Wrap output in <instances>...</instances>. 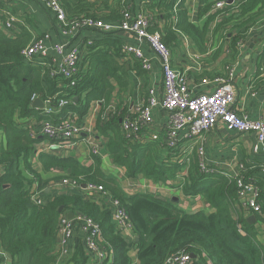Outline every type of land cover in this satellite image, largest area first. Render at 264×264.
Here are the masks:
<instances>
[{
	"label": "trees",
	"instance_id": "16d2710c",
	"mask_svg": "<svg viewBox=\"0 0 264 264\" xmlns=\"http://www.w3.org/2000/svg\"><path fill=\"white\" fill-rule=\"evenodd\" d=\"M60 1L69 19L92 17L120 22L131 10L127 0ZM186 1L145 0L142 4V11L151 17L149 31H158L171 51L181 36H187L201 52H207L211 40L223 33L237 52L250 30L264 18V0H225L229 3L220 9L214 5L222 0H200L199 18H206L204 25H200L190 20ZM161 21L165 23L163 28ZM102 33L101 39L87 42L81 70L76 83L71 85L70 79L53 76L46 67L26 61L22 52L33 40L31 32L25 30L13 37L0 27V130L5 137L0 149V264H54L59 219L68 212L90 217L99 225L101 243L109 254L106 262L133 264L130 241L119 230L105 201L85 199L84 188L47 194L42 203L32 198L48 186L42 172L54 171L61 173L58 180L69 178L81 186L103 185L122 201L138 237L132 243L138 249L136 264H165L167 257L179 250L195 254L193 264H200V260L206 263L208 259L212 264H264V245L258 239L256 224L248 221L246 210L237 208V177L203 172L196 154L185 156L183 149L169 148L165 139L146 143L128 140L122 128V121L129 114L128 106L121 109L119 105L106 113L115 90H133L132 71L142 75L144 68L136 57L135 66L130 64L128 68L122 61L126 54L122 52L121 39L114 32ZM258 64L264 65V51ZM34 96L52 103L61 98L73 102L47 113L33 107ZM95 101L103 104L97 116V133L106 139L107 152L116 164L126 168L129 178L142 175L156 183H166L187 171L180 187L188 195L203 196L213 211L187 212L168 198L143 192L129 194L102 170L96 155L94 162L86 165L74 156L38 151V145L47 137L35 131L30 119L60 122L69 114H76L81 122ZM22 119L28 121L21 122ZM35 158L42 172L35 167ZM242 166L240 176L259 188L263 212L256 216L264 222V182L260 175L264 161L244 160ZM70 262H89L83 245Z\"/></svg>",
	"mask_w": 264,
	"mask_h": 264
},
{
	"label": "crops",
	"instance_id": "0c3cea01",
	"mask_svg": "<svg viewBox=\"0 0 264 264\" xmlns=\"http://www.w3.org/2000/svg\"><path fill=\"white\" fill-rule=\"evenodd\" d=\"M127 1L135 11H142V4L145 0ZM186 6L189 11L190 20L194 23L204 25L206 18H199L200 0H187ZM4 12H10L17 17V22L14 23L12 29L8 31L3 29L9 36L14 37L27 30L33 34V40L44 37L50 46L60 41L67 42L68 44L94 42L103 37V33L95 29H83L75 36L64 35L54 13L40 0H5L2 8H0V16H5ZM4 20L6 21V16L4 18L0 17V25ZM160 26L162 28L165 26L164 21L160 22ZM114 36L119 37L122 43L140 46L146 56L152 61V68L149 71L144 70L142 75H138L136 71H132L135 83L134 89L125 91L115 90L111 103L108 106L109 108L107 107L109 111V109L114 110L119 108V105H121V109L128 106L127 109L129 110V114H131L134 113L138 105L148 101L149 90L152 88L157 91L158 98H162V65L146 40H140L130 32L124 30L116 31ZM209 45V50L203 53L191 38L181 36L177 46L172 51L173 66L186 73L191 90L194 93L211 91L220 84V81L216 82L214 81L215 79L229 80L235 87L236 101L234 108L238 114L248 115L253 119L264 116V65L259 66L258 64L259 56L264 51V18L250 30L248 36L239 44L237 52H234L230 47V39H225L223 33L217 34ZM136 58L135 56H126L122 61L126 62L128 68H130V64L135 66ZM203 78H208L212 82L203 84ZM252 84H255V86L253 87ZM44 102L45 107L42 110L46 112V109L51 106V102ZM102 107L103 104L100 101L92 103L90 112L81 121L89 130V132H84L82 137H78L72 141L62 142V147L60 148L50 149V139L46 136L47 138L38 145V151L51 152L62 156H74L82 163L90 165L94 162L95 158V154L91 151V142L94 139L95 142L100 144V151L96 156L101 160L102 170L108 176L116 179L129 194L143 192L154 194L164 199L168 198L176 206L183 208L187 212H197L200 210L213 211L203 196L188 195L180 187L187 171L180 173L176 178L166 183H156L142 175L136 179L129 178L126 168L116 164L113 157L107 152L105 147L106 139L97 133V116L102 110ZM153 116L154 123L152 130L158 133L160 138L166 139L165 129L169 117L168 112L161 105H158L153 109ZM20 121L26 122L28 119H22ZM29 121L32 122L30 125L33 126L35 131H41L40 126L42 121L38 122L36 119H30ZM254 135V133H240L230 130L223 121H219L216 127L205 136L208 165L212 169V171L206 173H223L238 178L243 170L242 162L244 160L253 162L264 161V153L255 151L257 141ZM4 139L3 132L0 130V149L5 142ZM190 144L191 142L189 141L182 142L181 149H183V155L193 154L189 150L191 147ZM35 167L39 172H42L37 158H35ZM25 174L33 178L29 172ZM60 174L59 171L42 172L43 179L48 180L49 183L45 190H38L40 196L44 198L47 194L54 195L64 191H72L61 180L56 179ZM260 175L263 178L262 172ZM83 192L87 200L105 201L104 197L102 198V195L98 192H91L88 189H84ZM245 203L246 198H240V202L237 203V208L239 211L246 210L245 214L249 217L252 215V210L247 208ZM252 224H256L259 231L258 239L264 245V222L256 220ZM123 234L130 241V246H132L130 256L133 264H136L139 262L138 249L132 243L137 236L131 230ZM58 244L59 242L55 246L56 250ZM81 245L86 249L85 234L77 228L67 246L69 253L62 256L60 264H73L70 262V258ZM195 259L193 258V260ZM199 263L212 264L209 259L206 263L202 260Z\"/></svg>",
	"mask_w": 264,
	"mask_h": 264
},
{
	"label": "built area",
	"instance_id": "2783aa9c",
	"mask_svg": "<svg viewBox=\"0 0 264 264\" xmlns=\"http://www.w3.org/2000/svg\"><path fill=\"white\" fill-rule=\"evenodd\" d=\"M0 0V8L3 2ZM55 15L59 22L62 33L66 36H75L83 29H95L100 32H116L124 30L130 32L140 40H146L155 54L159 58L163 72V94L158 98L155 89L149 90V99L135 108L134 113L127 115L122 121V128L128 140L140 143L159 140L160 135L152 130L154 123L153 109L161 105L168 112L166 125L165 143L169 148H181L183 141H189L190 152L196 154L200 170L203 172L212 171L209 168L206 153V134L216 127L219 121H223L226 127L240 133H254L257 144L255 151L264 153V116L253 119L248 115H239L234 108L236 101L235 87L231 81L226 79H215L220 84L211 91L194 93L189 87L188 77L185 72L173 66V54L171 49L162 41L158 31H149L151 17L147 12L135 11L131 5L127 16L122 21L106 22L103 19L92 17L69 19L67 11L60 0H40ZM240 0H233L237 2ZM229 2L218 1L215 9L226 6ZM6 21L2 22V29H12L17 17L4 12ZM4 16V17H5ZM91 43V42H89ZM87 42L71 43L57 42L53 46L47 44L44 37L34 39L22 52L27 62L46 67L51 75H62L65 79H70L71 85L76 83V76L79 74ZM122 52L126 56H135L141 60L144 70L152 68V61L146 56L144 50L130 43H123ZM54 53V54H52ZM212 81L203 78V84ZM38 98L33 97V101ZM73 101L72 99L61 98L58 102H51V106L46 109L47 113L55 112L56 108H62ZM109 108V107H108ZM115 110V109H114ZM114 110L106 111L111 113ZM42 135L50 139V149L62 147V142L72 141L82 137L84 132H89L86 126L78 121L76 114L67 116L65 120L53 122L45 119L41 123ZM91 151L97 155L100 151V144L91 142ZM243 167V166H242ZM264 182V167L262 168ZM239 197L246 198L245 205L252 210V214L257 215L263 212L262 204L259 201V188L252 181L244 180L243 176H238ZM61 182L72 191L83 188L81 184L69 178H64ZM88 190L98 192L104 197L110 209L114 221L117 223L122 233L134 232L133 224L127 209L119 198L108 192L103 185L90 184ZM37 203H42L43 197L39 192L32 197ZM80 229L85 234L86 250L89 256L87 264H109L106 260L109 254L101 243L102 232L99 225L90 217L75 215L70 219L67 213L61 215L58 224L59 244L55 264H60L62 256L69 253L68 243L74 235L76 229ZM135 233V232H134ZM193 261L190 252L179 250L170 254L165 264H191Z\"/></svg>",
	"mask_w": 264,
	"mask_h": 264
},
{
	"label": "water",
	"instance_id": "95a60500",
	"mask_svg": "<svg viewBox=\"0 0 264 264\" xmlns=\"http://www.w3.org/2000/svg\"><path fill=\"white\" fill-rule=\"evenodd\" d=\"M229 2L231 3V2H233V0H229ZM33 107H35V108H41V109H43L44 107H45V102H44V100L41 98V97H38V98H36L34 101H33ZM255 136V135H254ZM82 187L84 188V189H86L87 188V184H83L82 185ZM63 207H61L60 208V211H63ZM75 213L74 212H68L67 213V216H68V218H70V219H72V218H74L75 217ZM257 220V216L256 215H254V214H252L251 216H249L248 217V221L250 222V223H254L255 221ZM136 240H138V237L136 238ZM7 257L8 258H10L11 259V254L10 253H7ZM192 257L193 258H196V255L195 254H192Z\"/></svg>",
	"mask_w": 264,
	"mask_h": 264
}]
</instances>
